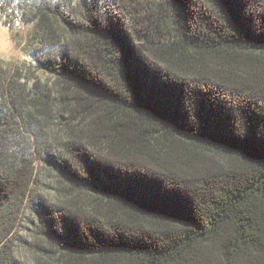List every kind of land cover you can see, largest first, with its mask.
Here are the masks:
<instances>
[{"label": "trees", "instance_id": "obj_1", "mask_svg": "<svg viewBox=\"0 0 264 264\" xmlns=\"http://www.w3.org/2000/svg\"><path fill=\"white\" fill-rule=\"evenodd\" d=\"M0 14V264H264V0Z\"/></svg>", "mask_w": 264, "mask_h": 264}, {"label": "rangeland", "instance_id": "obj_2", "mask_svg": "<svg viewBox=\"0 0 264 264\" xmlns=\"http://www.w3.org/2000/svg\"><path fill=\"white\" fill-rule=\"evenodd\" d=\"M10 24V25H9ZM5 23L0 14V68L6 70L15 68L22 63H28L26 54L30 48L36 46L30 27H24L20 22ZM20 238L30 239V229L26 230L24 226L19 227L16 231ZM19 238V239H20ZM18 257L25 259L28 253L24 252L26 244L19 242Z\"/></svg>", "mask_w": 264, "mask_h": 264}]
</instances>
